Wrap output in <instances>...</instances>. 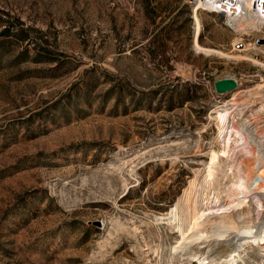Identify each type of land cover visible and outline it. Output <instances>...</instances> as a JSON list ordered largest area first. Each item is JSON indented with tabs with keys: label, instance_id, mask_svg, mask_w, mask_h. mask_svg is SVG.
I'll use <instances>...</instances> for the list:
<instances>
[{
	"label": "rangeland",
	"instance_id": "obj_1",
	"mask_svg": "<svg viewBox=\"0 0 264 264\" xmlns=\"http://www.w3.org/2000/svg\"><path fill=\"white\" fill-rule=\"evenodd\" d=\"M195 5L0 0V264H189L169 257L180 235L157 218L200 184L212 151L239 156L264 234V193L245 175L264 157V29L241 35L200 7L196 38ZM249 45L258 62L239 57ZM224 78L238 88L218 94ZM261 242L251 264H264ZM240 243L221 241L219 263Z\"/></svg>",
	"mask_w": 264,
	"mask_h": 264
},
{
	"label": "bare ground",
	"instance_id": "obj_2",
	"mask_svg": "<svg viewBox=\"0 0 264 264\" xmlns=\"http://www.w3.org/2000/svg\"><path fill=\"white\" fill-rule=\"evenodd\" d=\"M195 1V37L197 38L201 23L197 15V8H204L207 11L221 14L227 25L234 27L236 32L241 35L252 34L255 31L264 29V6L262 0H194ZM225 1H234V5H228ZM197 49L205 52H217L226 55L220 50L206 48L201 46L195 40ZM255 47V46H254ZM252 45L246 46L243 51L244 55L240 58L254 59L250 55L251 52H257ZM228 55V54H227ZM238 57V58H239ZM258 62V61H257ZM225 113L216 116L220 131L226 124L227 108ZM235 133L240 134L242 139L249 138V132L245 126L233 127ZM245 143V142H244ZM251 151V150H247ZM223 150V154H227ZM254 155V154H252ZM221 155L217 151L211 152L210 162L205 164L203 168V177L198 184V178L191 180L189 187L185 190L182 197L173 207L167 218H157L158 221L166 220V223L180 235L179 244L176 246L171 259H177L186 256L189 264H194L197 260L198 264H220L218 258L224 253V250L218 248L221 241L227 239L232 233L241 236L245 240L244 244L232 247L228 246L229 254L224 264H251L260 260L261 256L256 252L253 255L247 253L250 247L255 248L254 243L264 244V234L258 239L257 234H253L255 226V210L251 207V199L245 194L241 182L243 180L242 172L244 171L242 164H238V158L231 156V161L221 162ZM264 157H259L254 163L253 169L245 174L249 186H256L264 193ZM238 171L237 175L235 171ZM198 185L199 188H198ZM224 195L232 199L229 203H224ZM226 196V197H227ZM209 203H212L209 206ZM259 210H264V202H257ZM243 232L251 234L250 236L242 235ZM251 239L252 241H249ZM248 240V242H247ZM231 246V247H230ZM246 255V256H245ZM173 261V260H172ZM263 262V261H262ZM175 264V263H173Z\"/></svg>",
	"mask_w": 264,
	"mask_h": 264
},
{
	"label": "water",
	"instance_id": "obj_3",
	"mask_svg": "<svg viewBox=\"0 0 264 264\" xmlns=\"http://www.w3.org/2000/svg\"><path fill=\"white\" fill-rule=\"evenodd\" d=\"M224 3H228L225 1ZM238 81L235 78H224L215 81L214 86L218 94H225L238 88Z\"/></svg>",
	"mask_w": 264,
	"mask_h": 264
}]
</instances>
